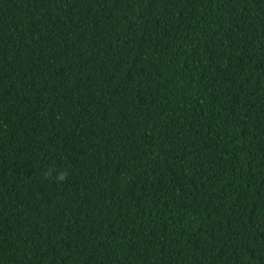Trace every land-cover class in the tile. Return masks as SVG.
<instances>
[{"label":"trees","instance_id":"1","mask_svg":"<svg viewBox=\"0 0 264 264\" xmlns=\"http://www.w3.org/2000/svg\"><path fill=\"white\" fill-rule=\"evenodd\" d=\"M0 264H264V0H0Z\"/></svg>","mask_w":264,"mask_h":264}]
</instances>
